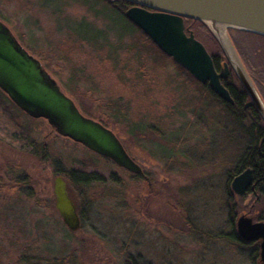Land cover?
<instances>
[{
	"label": "rangeland",
	"instance_id": "374dc122",
	"mask_svg": "<svg viewBox=\"0 0 264 264\" xmlns=\"http://www.w3.org/2000/svg\"><path fill=\"white\" fill-rule=\"evenodd\" d=\"M94 1L62 2V11L42 0H0V21L85 116L106 118L151 186L59 136L46 120L22 114L3 94L0 264H129L130 258L136 264H251V250L228 239L233 205L237 206L231 215L233 228L241 215L254 222L264 218V198L255 200L258 196L247 194L240 198L232 191V181L228 183L227 171L241 154L245 134L221 115L220 101L171 60L160 61L153 54L148 61L140 59L137 47H144V42L136 35L128 39L108 32L118 55H109L111 61L102 57L104 51L78 46L61 13L71 20L85 15L99 27L110 26L103 14H96L102 5ZM209 31L224 55L225 60L219 58L222 65L226 54ZM223 34L227 52L237 60H241L237 47L250 53L249 44L262 43L232 29ZM119 99L127 117L116 118ZM142 119L157 124V136L146 134L142 139L131 132ZM74 171L95 174L100 180L85 193L82 188L74 191L67 177ZM56 176L67 178L80 200L86 222L76 233L67 229L55 209ZM184 219L194 224V232H188Z\"/></svg>",
	"mask_w": 264,
	"mask_h": 264
},
{
	"label": "water",
	"instance_id": "95a60500",
	"mask_svg": "<svg viewBox=\"0 0 264 264\" xmlns=\"http://www.w3.org/2000/svg\"><path fill=\"white\" fill-rule=\"evenodd\" d=\"M125 1L132 4L125 15L133 24L194 79L208 85L215 95L229 104L234 101L222 80L229 78L231 67L250 97L246 107L255 106L264 121V102L241 60L227 52L221 39L227 29L264 37V0ZM185 19L204 23L217 37L227 58L220 70L194 33H187ZM0 90L29 117L46 120L59 136L109 159L133 175L143 174L142 167L127 153L117 135L99 121L83 115L41 61L31 55L1 21ZM253 181V169H246L233 178L232 191L243 197L249 192ZM53 193L55 209L64 225L71 233L78 232L81 228L78 202L64 177L54 178ZM236 225L243 241L259 242L260 262L264 264V221L254 222L241 215Z\"/></svg>",
	"mask_w": 264,
	"mask_h": 264
},
{
	"label": "trees",
	"instance_id": "16d2710c",
	"mask_svg": "<svg viewBox=\"0 0 264 264\" xmlns=\"http://www.w3.org/2000/svg\"><path fill=\"white\" fill-rule=\"evenodd\" d=\"M45 4H54L58 7V10L64 11L60 3L67 2L70 0H42ZM92 1V0H90ZM87 2V1H86ZM95 3L101 4V11L98 10L96 12L97 15L103 14L106 19L109 21L108 27H99L97 25V21H90L85 15L80 17L79 19L71 20L69 18V14L62 12L63 21L70 29L71 37L73 36L78 46H81V43L87 45L92 50L98 49L101 52H105V55L102 56L104 59L112 60L109 55L117 56V47L114 46L111 42L112 40L108 37L111 30L119 33L120 37L127 36L128 39L130 37L136 35L139 41L144 42V47H137V53L140 54V59L144 61H148L151 59L152 54L155 58H159L160 61L171 60V62L175 63L173 59L163 53L158 46L135 24H133L125 15L126 11L132 6L131 3L125 0H95ZM61 7V8H60ZM185 28L187 33L193 32L196 39L202 42L208 52L212 55L216 68L217 63L224 59V55L222 50L220 49L218 43L214 39L213 35L210 33L209 28L202 22L185 19ZM237 34H241V36H253L262 41L259 45L257 44H249V52L246 53L242 51L244 49H240L237 47L238 54L245 66L247 72L251 76L261 98L264 101V37L255 35L252 33H248L245 31L236 30ZM121 39V38H120ZM131 40H129L130 42ZM132 43V42H131ZM130 43V44H131ZM133 42L132 44H134ZM238 46V45H237ZM105 48H107L105 50ZM133 50V49H132ZM111 52V53H110ZM145 52V53H144ZM135 53V52H134ZM148 53V54H147ZM108 54V55H107ZM101 57V56H100ZM177 68L187 74V76L191 79L194 84L199 85L203 90H206L208 93L212 95V97L218 99L220 101V112L221 115L225 116L227 121L231 120L235 124L236 127L241 128V132L244 135V147L241 148V154L237 158L232 170L227 171L228 183L232 181L233 177L246 169H253L255 181L258 184L257 196L255 200H260L264 198V122L258 115V113L251 107H245L248 101V94L245 89L241 85L240 81L236 77V75L231 72L229 78L222 80L223 85L229 90L231 97L233 98L234 103L229 104L223 100H221L217 95H215L210 88L207 86L201 85L196 79H194L184 68L175 63ZM218 69V68H217ZM202 90V91H203ZM4 93L0 90V96ZM4 96V95H3ZM6 96V95H5ZM13 104V103H12ZM13 106H15L13 104ZM15 108L24 114L19 108L15 106ZM114 109L116 111V118L127 117L126 112L124 111L126 108L122 103V99H119L115 102ZM104 126L108 127V121L105 117H97L93 118ZM109 128V127H108ZM131 132L139 134L142 139H146V134H152L157 136V124L155 125L153 121H148L147 119H142L135 123L133 128H131ZM165 135V134H163ZM172 134L166 136L165 138H171ZM140 137V138H141ZM159 138V136H158ZM157 146V144H155ZM160 149V146H158ZM170 154V153H169ZM172 153L170 154V156ZM57 174L64 176V174L57 171ZM66 177V175H65ZM76 189L82 188V192L85 193V189L89 187L91 184L98 182L100 179L95 174H88L79 171H74L67 176ZM137 178V177H135ZM67 179V178H66ZM71 185V184H70ZM229 195V199H227L226 206L229 205L230 199L232 195ZM80 199H83L82 194L80 195ZM256 196V197H257ZM241 198V197H240ZM259 202V201H257ZM228 207V206H227ZM236 205H233L230 209V216L228 218V224L232 228V232L229 235V240L234 243H239L244 247H248V249L252 252V263L251 264H263L260 261L258 262V251L259 246L257 243H247L238 239L235 235L233 228V217L231 215L235 212ZM83 215V212H82ZM84 217V216H83ZM186 227L188 228V232L192 233L195 231V226L193 223H190L189 220L184 219ZM259 221H264V218H259ZM222 237V236H221ZM220 237V238H221ZM20 262H23L22 256H19L18 259ZM134 258H130L129 264H134L136 261ZM61 261V260H60ZM65 262L64 260H62ZM136 264V263H135Z\"/></svg>",
	"mask_w": 264,
	"mask_h": 264
},
{
	"label": "flooded vegetation",
	"instance_id": "af4514ba",
	"mask_svg": "<svg viewBox=\"0 0 264 264\" xmlns=\"http://www.w3.org/2000/svg\"><path fill=\"white\" fill-rule=\"evenodd\" d=\"M216 66V65H215ZM221 67H222V65H221V62H219V64L217 63V68H218V70H220L221 69ZM207 86V85H206ZM11 101V100H10ZM12 102V101H11ZM248 102H250V97L248 96V101H247V103ZM246 107V106H245ZM249 107H251V108H253L257 113H258V111L256 110V108H255V106H249ZM23 112V111H22ZM24 113V112H23ZM25 114V113H24ZM26 116H28L27 114H25ZM258 115L260 116V114L258 113ZM260 118H261V116H260ZM262 119V118H261ZM262 121H263V119H262ZM264 122V121H263ZM132 158V157H131ZM133 160L135 161V159L133 158ZM136 162V161H135ZM126 171V170H125ZM245 171V170H244ZM126 173H129L128 171H126ZM131 176H133V177H137L138 179H142V180H144L145 182H147L148 184H149V186H151V182H150V179H149V177L145 174V172L143 171V174H141V175H133V174H131V173H129ZM240 174V173H239ZM238 175V174H237ZM236 176V175H235ZM234 176V177H235ZM0 179H3V178H0ZM11 179H13V178H11ZM67 180V179H66ZM68 181V180H67ZM15 182V181H14ZM68 183H69V181H68ZM14 185H15V187L17 188V185H19V187H21L22 186V184L20 183V184H15V183H13ZM4 185H6V187H8V188H10L11 187V185L12 184H10L9 182H5V184ZM0 186H2V183L0 184ZM69 186L71 187V185H70V183H69ZM28 187V186H27ZM259 186H258V184H257V182L255 181V178H254V181H253V185H252V187L249 189V192L247 193V195H254V196H257L258 194H257V190L259 189L258 188ZM0 188H2V187H0ZM29 188V187H28ZM75 193V192H74ZM75 195H76V193H75ZM76 199H77V202H78V212H79V217H80V220H81V228H80V230L82 229V227H83V225H84V223L86 222L85 220V218L83 217L84 215H82V207H81V203H80V200H78V198H77V196H76ZM237 223V222H236ZM235 228H234V232H235V235L238 237V239H240L241 241H243L241 238H240V236H239V234H238V231H237V225L236 226H234ZM79 230V231H80ZM245 242V241H244ZM247 243H249V242H247ZM253 243H257L258 244V246H259V242H253ZM260 249V248H259Z\"/></svg>",
	"mask_w": 264,
	"mask_h": 264
},
{
	"label": "bare ground",
	"instance_id": "6f19581e",
	"mask_svg": "<svg viewBox=\"0 0 264 264\" xmlns=\"http://www.w3.org/2000/svg\"><path fill=\"white\" fill-rule=\"evenodd\" d=\"M222 38L225 39V34H223V35L221 36V39H222Z\"/></svg>",
	"mask_w": 264,
	"mask_h": 264
}]
</instances>
